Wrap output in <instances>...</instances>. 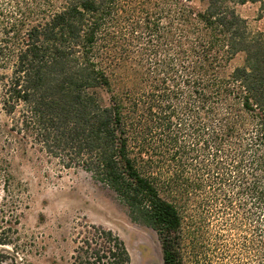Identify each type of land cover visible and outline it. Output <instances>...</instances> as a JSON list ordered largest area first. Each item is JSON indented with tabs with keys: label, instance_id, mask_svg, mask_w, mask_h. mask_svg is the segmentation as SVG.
I'll list each match as a JSON object with an SVG mask.
<instances>
[{
	"label": "trees",
	"instance_id": "trees-1",
	"mask_svg": "<svg viewBox=\"0 0 264 264\" xmlns=\"http://www.w3.org/2000/svg\"><path fill=\"white\" fill-rule=\"evenodd\" d=\"M191 1H42L46 18L0 42L9 134L112 191L157 234L163 264H184L186 221L208 229L210 216L223 256L236 229L243 263L264 264V34L236 10L256 4L264 20V0ZM89 229L74 264H129L117 236Z\"/></svg>",
	"mask_w": 264,
	"mask_h": 264
},
{
	"label": "rangeland",
	"instance_id": "rangeland-1",
	"mask_svg": "<svg viewBox=\"0 0 264 264\" xmlns=\"http://www.w3.org/2000/svg\"><path fill=\"white\" fill-rule=\"evenodd\" d=\"M42 1L45 0H0V42L11 38L6 31L15 22L46 18L51 3L46 6ZM189 5L204 9L199 0ZM258 7L245 4L236 10L251 32L264 34ZM243 60V54L234 57L228 72L241 66ZM6 62L7 66L0 65V240L8 244L0 246V264H74V251L92 226L111 231L123 242L129 264H163L157 234L132 222L127 208L112 191L81 168H65L59 158L31 138L21 140L22 134L14 131L9 134L18 116H8L2 108V84L11 74L12 60ZM131 143L137 150L135 141ZM161 195L171 200L166 189H161ZM208 222V229L196 225L200 228L197 230L193 221H186L190 234L181 245L183 263L245 264L248 257H241L240 249L233 246L239 239L236 229L228 228L223 235L229 243L227 257L219 251L221 245H213L218 222L212 216ZM247 264H254L253 258Z\"/></svg>",
	"mask_w": 264,
	"mask_h": 264
}]
</instances>
